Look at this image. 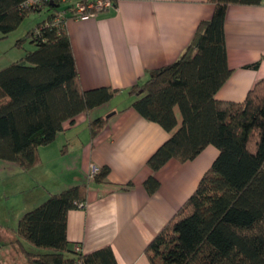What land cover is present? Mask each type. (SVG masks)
<instances>
[{"label": "trees", "instance_id": "obj_1", "mask_svg": "<svg viewBox=\"0 0 264 264\" xmlns=\"http://www.w3.org/2000/svg\"><path fill=\"white\" fill-rule=\"evenodd\" d=\"M0 0V34L15 31L30 13L46 19L26 34L33 51L0 69V160L26 172L38 162L39 147L52 143L65 123L109 102L116 90L81 89L63 20L68 2ZM214 6L179 59L153 69L128 93L130 108L159 125L170 137L147 160L155 172L168 160H193L206 146L218 155L193 194L148 245L150 264H264V79L242 103L221 102L216 92L230 76L224 40L229 5H259L261 0H208ZM33 3V4H32ZM19 40L16 45H19ZM258 63L248 66L256 69ZM178 109L181 123L174 113ZM88 124L93 139L105 124ZM102 167L94 175L102 183ZM150 194L158 182L149 177ZM86 185L49 194L26 211L14 233L41 254L26 252L25 264H117L109 247L89 254L72 250L66 237L67 214L86 200Z\"/></svg>", "mask_w": 264, "mask_h": 264}, {"label": "crops", "instance_id": "obj_2", "mask_svg": "<svg viewBox=\"0 0 264 264\" xmlns=\"http://www.w3.org/2000/svg\"><path fill=\"white\" fill-rule=\"evenodd\" d=\"M113 1L114 6L93 17L67 18L64 29L81 89L106 87L116 93L106 104L78 115L73 124L65 123L52 143L38 148V162L30 170L21 171L7 162L2 169H9L14 176L28 173L35 184L45 186L21 214L41 204L49 194L86 185L83 207L67 214L69 247H78L84 255L109 247L117 264H150L148 245L193 194L218 151L209 145L193 160L181 163L170 159L151 171L147 160L171 134L132 110L133 97L128 91L148 71L179 59L198 25L211 18L214 6L208 0ZM224 40L232 72L215 99L242 103L264 79V0L253 6L229 5ZM255 63L256 69L248 68ZM174 113L179 126L178 109ZM98 117L106 122L92 139L88 124ZM60 146L63 153H58ZM92 166L108 168L102 183L89 177ZM149 177L158 182L152 194L144 188ZM2 242H9L18 257L26 258V252L32 251L24 250L26 242L22 240H1L0 250Z\"/></svg>", "mask_w": 264, "mask_h": 264}, {"label": "rangeland", "instance_id": "obj_3", "mask_svg": "<svg viewBox=\"0 0 264 264\" xmlns=\"http://www.w3.org/2000/svg\"><path fill=\"white\" fill-rule=\"evenodd\" d=\"M66 2H73V0ZM46 14L45 10L39 13H30L15 31L5 37L0 34V69L35 49V44L31 43L30 39L25 36L33 31L38 23L46 19ZM18 40L20 41L19 45H16ZM122 103L124 102L122 101L120 104ZM58 149V153L63 151L61 146ZM3 166H5L4 161L0 160V245L1 240H18L14 231L23 215L21 213L25 209L24 206L29 204L34 197L33 195L45 190V186L35 184L28 173L26 175L18 173V176H14L9 169L3 170ZM24 250H32L31 253L36 255L43 252L27 243L24 245ZM17 254L9 242L3 243L0 250V264H25V255L18 257Z\"/></svg>", "mask_w": 264, "mask_h": 264}, {"label": "built area", "instance_id": "obj_4", "mask_svg": "<svg viewBox=\"0 0 264 264\" xmlns=\"http://www.w3.org/2000/svg\"><path fill=\"white\" fill-rule=\"evenodd\" d=\"M63 3H65L67 0H60ZM32 2L36 5H39V0H32ZM32 3V4H33ZM68 6L70 7L67 13L61 12L56 16V20H54V23L59 22L60 20H63L65 16H69L70 18L77 19V20H84L89 17H93L96 14L111 8L114 6L113 0H73V2H68ZM99 168L92 166L89 172V177L93 178L94 175L98 172ZM84 203H79L77 205V208L83 207ZM75 250H79L78 247H76Z\"/></svg>", "mask_w": 264, "mask_h": 264}, {"label": "water", "instance_id": "obj_5", "mask_svg": "<svg viewBox=\"0 0 264 264\" xmlns=\"http://www.w3.org/2000/svg\"><path fill=\"white\" fill-rule=\"evenodd\" d=\"M111 115H112V114L107 115L106 118H109Z\"/></svg>", "mask_w": 264, "mask_h": 264}]
</instances>
